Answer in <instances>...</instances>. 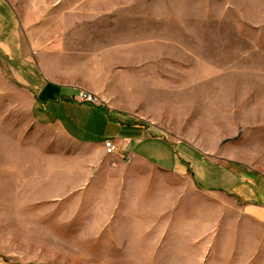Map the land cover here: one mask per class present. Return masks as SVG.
<instances>
[{
  "label": "rangeland",
  "instance_id": "obj_1",
  "mask_svg": "<svg viewBox=\"0 0 264 264\" xmlns=\"http://www.w3.org/2000/svg\"><path fill=\"white\" fill-rule=\"evenodd\" d=\"M72 4L151 44L150 79L125 80L118 103L252 184L214 191L129 157L96 162L33 119L0 63V264H264V1Z\"/></svg>",
  "mask_w": 264,
  "mask_h": 264
},
{
  "label": "crops",
  "instance_id": "obj_2",
  "mask_svg": "<svg viewBox=\"0 0 264 264\" xmlns=\"http://www.w3.org/2000/svg\"><path fill=\"white\" fill-rule=\"evenodd\" d=\"M73 1L0 0V63L33 96V119L93 150L96 162L129 157L133 165L144 162L168 172H190L202 188L242 194L250 179L209 163L188 144L171 142L143 115L128 109L135 105L118 103L125 80L150 79L144 71L151 65V44L117 40L124 36L102 23L99 10H80ZM80 91L96 94L103 105L77 101ZM108 140L117 144L113 154L106 151Z\"/></svg>",
  "mask_w": 264,
  "mask_h": 264
},
{
  "label": "built area",
  "instance_id": "obj_3",
  "mask_svg": "<svg viewBox=\"0 0 264 264\" xmlns=\"http://www.w3.org/2000/svg\"><path fill=\"white\" fill-rule=\"evenodd\" d=\"M77 101L80 102H89L95 104L97 106L103 105V99L97 96L96 94H92L86 91H80L76 96H74ZM106 151L108 154H113L117 150V144L112 141L108 140L105 144Z\"/></svg>",
  "mask_w": 264,
  "mask_h": 264
}]
</instances>
